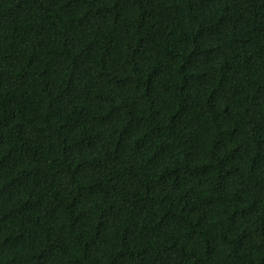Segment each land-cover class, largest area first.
Returning <instances> with one entry per match:
<instances>
[{
    "label": "trees",
    "instance_id": "1",
    "mask_svg": "<svg viewBox=\"0 0 264 264\" xmlns=\"http://www.w3.org/2000/svg\"><path fill=\"white\" fill-rule=\"evenodd\" d=\"M0 264H264V0H0Z\"/></svg>",
    "mask_w": 264,
    "mask_h": 264
}]
</instances>
